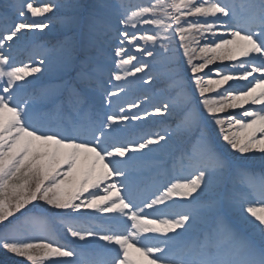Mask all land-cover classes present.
Instances as JSON below:
<instances>
[{
    "label": "snow or ice",
    "instance_id": "snow-or-ice-1",
    "mask_svg": "<svg viewBox=\"0 0 264 264\" xmlns=\"http://www.w3.org/2000/svg\"><path fill=\"white\" fill-rule=\"evenodd\" d=\"M56 11L70 35L48 54L79 60L63 99L27 79L42 71L31 57L12 55ZM157 82L151 113L119 106ZM173 113L163 134L126 139V122ZM169 149L178 174L156 184L155 154ZM256 153L264 0H12L0 16V249L17 264H264V171L242 163Z\"/></svg>",
    "mask_w": 264,
    "mask_h": 264
},
{
    "label": "rangeland",
    "instance_id": "rangeland-1",
    "mask_svg": "<svg viewBox=\"0 0 264 264\" xmlns=\"http://www.w3.org/2000/svg\"><path fill=\"white\" fill-rule=\"evenodd\" d=\"M11 2L12 0H0V16H2L3 13H5L6 6L10 4ZM58 2H65V0H58ZM92 2L93 0H80V3L85 6L90 5ZM63 14L64 13L60 11H56L52 14H47L48 19L50 21V25L48 28L43 29V30H32V31L26 32L24 35L21 36L19 41H16L14 45V51L12 55L16 63L19 64V63L29 62V57H31L32 58L31 62L33 66H40L42 68V71L40 73H35L32 76L28 77L27 79L33 81V83H38V85L43 86V87H49V85H46L48 83L43 82L42 80L50 78L54 75L60 76L62 74H66L67 72H70L72 69V66L65 68L62 64L53 62L52 58L48 54L49 50L54 49V48H59L61 44L63 43V41L65 40V37L67 35H70L66 27L57 19ZM29 18L36 19V20L41 19V17L33 18L30 16V14H29ZM55 35L58 36L57 39L52 38ZM42 59L45 60V63L43 65H40L39 62ZM217 63L220 64L221 62H217ZM226 64L228 65V67L232 66L231 64H228V63ZM149 74H152V73H149ZM146 79L147 77H145V80ZM139 86L148 91L145 93H140L138 95H132L135 89L128 92L124 96H121L118 98L119 106L126 107V102L135 103L137 100H140L142 102L140 108L133 109L132 111L136 112L137 114H141V115L143 111L145 110L151 113L154 105H156L157 103L163 102L164 97L160 94V91H159L161 85L159 82H157V83H149V84H140ZM118 110L119 109L117 108V111ZM235 111H239V110H235ZM229 112H231V110H229ZM174 116H176L174 113L171 115H164V116L153 114V115H150L148 118H145L140 121L126 122L128 123V126H129V132L126 136V139L135 140L139 135L148 133V132L160 131L161 134H163L164 128L169 127V126L175 127L177 120ZM158 119H167V120L170 119V120L167 122H163L165 123L164 126H159V124H157V126H154L153 125L155 124L154 121ZM149 123H152L151 126L148 125ZM137 127L139 128L137 129ZM147 128L149 130L148 132L145 131L147 130ZM134 130L136 131L134 132ZM215 130L217 134V129L215 128ZM174 141H175V138H170L169 144L170 145L173 144ZM216 141H221V140H219V138L217 137ZM223 147L225 150H227L228 148L226 147L224 142H223ZM228 150L232 151L230 148H228ZM170 153H171V149H169L168 151L159 150L155 154V159L153 160V163H157L161 165L160 167H158L155 171L151 173V176L156 184L166 181L167 179L170 178L171 175L178 174V170H177V173H172L170 171V165H171ZM243 156H244V160L242 161L243 164H245L247 161H251L255 163H264V160L260 158L261 157L260 153H256L254 157L252 156V154H243ZM240 157H241V154L237 153L234 158L239 159ZM161 175L163 177L159 178ZM176 199H180V198H176ZM64 238H69V237L65 236ZM59 240H62V239H59ZM62 241L64 243H67L65 240H62ZM100 243H104V242H100ZM18 259L19 258L15 257L13 254L7 253L5 250L0 249V264H17Z\"/></svg>",
    "mask_w": 264,
    "mask_h": 264
}]
</instances>
